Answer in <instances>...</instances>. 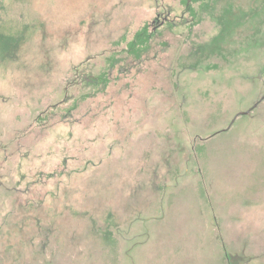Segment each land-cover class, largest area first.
I'll return each instance as SVG.
<instances>
[{"label": "rangeland", "instance_id": "1", "mask_svg": "<svg viewBox=\"0 0 264 264\" xmlns=\"http://www.w3.org/2000/svg\"><path fill=\"white\" fill-rule=\"evenodd\" d=\"M0 264H264V0H0Z\"/></svg>", "mask_w": 264, "mask_h": 264}]
</instances>
